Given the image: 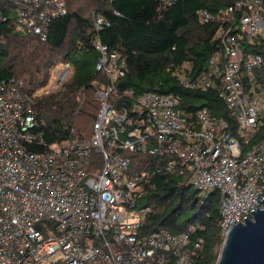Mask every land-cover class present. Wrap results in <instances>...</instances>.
Here are the masks:
<instances>
[{
  "label": "built area",
  "instance_id": "2783aa9c",
  "mask_svg": "<svg viewBox=\"0 0 264 264\" xmlns=\"http://www.w3.org/2000/svg\"><path fill=\"white\" fill-rule=\"evenodd\" d=\"M159 1L165 8L177 0ZM66 13L67 0H0V56L5 23L46 39ZM198 18L217 22L219 47L205 69L189 68L179 81L214 91L227 116L185 108L174 93L119 87L126 56L102 41L111 19L101 12L92 43L106 81L95 82L91 137L72 128L65 140L47 141L22 83L0 71V264H195L204 238L193 224L180 232L144 226L149 208L137 197L156 173L201 196L218 191L223 238L262 205L264 56L252 48L264 38V0L202 8ZM72 71V62H58L33 96L60 88Z\"/></svg>",
  "mask_w": 264,
  "mask_h": 264
},
{
  "label": "trees",
  "instance_id": "16d2710c",
  "mask_svg": "<svg viewBox=\"0 0 264 264\" xmlns=\"http://www.w3.org/2000/svg\"><path fill=\"white\" fill-rule=\"evenodd\" d=\"M235 1L177 0L164 8L159 0H67V13L50 23L46 39L5 23L0 71L22 83L47 141L65 140L72 128L91 137L99 109L95 82L106 78L96 69L98 53L87 55L96 50L93 15L101 12L111 19V25L100 32L102 41L111 51L126 56V72L117 82L119 87H132L137 93H174L185 108L208 107L214 114L227 116L228 108L214 91L191 90L180 83L179 73L191 68L196 74L205 69L209 56L219 47L217 22H201L198 11L206 8L216 12ZM252 50L264 56V38ZM60 61L72 62L69 78L60 88L34 97ZM130 155L134 165L144 166L136 160L138 155ZM190 187L179 185L178 178L169 172L146 178L137 197L139 206L149 208L144 226L148 232H180L193 224L195 233L204 238L195 264H217L224 241L220 193L189 194Z\"/></svg>",
  "mask_w": 264,
  "mask_h": 264
},
{
  "label": "water",
  "instance_id": "95a60500",
  "mask_svg": "<svg viewBox=\"0 0 264 264\" xmlns=\"http://www.w3.org/2000/svg\"><path fill=\"white\" fill-rule=\"evenodd\" d=\"M261 201L250 217L230 227L217 264H264V197Z\"/></svg>",
  "mask_w": 264,
  "mask_h": 264
},
{
  "label": "rangeland",
  "instance_id": "374dc122",
  "mask_svg": "<svg viewBox=\"0 0 264 264\" xmlns=\"http://www.w3.org/2000/svg\"><path fill=\"white\" fill-rule=\"evenodd\" d=\"M90 15H92L91 14V12H90ZM98 53V55H99V52L97 51V50H95V51H93L92 53H90V54H88L87 56L89 57V56H93V55H95V54H97ZM92 124V123H91ZM91 124H90V126H91ZM89 126V127H90ZM196 191V189H195V187L194 186H191L190 187V190H189V194H192V193H194ZM186 213H189L190 212V209L188 208L186 211H185Z\"/></svg>",
  "mask_w": 264,
  "mask_h": 264
}]
</instances>
